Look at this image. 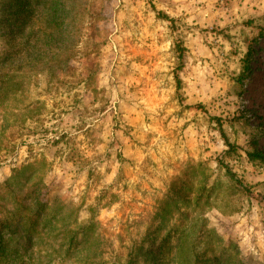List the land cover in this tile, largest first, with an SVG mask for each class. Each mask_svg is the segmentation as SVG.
<instances>
[{
    "label": "rangeland",
    "instance_id": "1",
    "mask_svg": "<svg viewBox=\"0 0 264 264\" xmlns=\"http://www.w3.org/2000/svg\"><path fill=\"white\" fill-rule=\"evenodd\" d=\"M72 1L76 48L59 80L0 69V87L16 77L0 203L71 207L102 264L158 227L205 264H264V163L248 158L252 138L264 155V39L243 74L264 0ZM12 49L2 31L0 60Z\"/></svg>",
    "mask_w": 264,
    "mask_h": 264
},
{
    "label": "trees",
    "instance_id": "2",
    "mask_svg": "<svg viewBox=\"0 0 264 264\" xmlns=\"http://www.w3.org/2000/svg\"><path fill=\"white\" fill-rule=\"evenodd\" d=\"M72 5V0H0V33H5L7 44L13 48L0 60L3 77L7 71L20 72L28 68L36 77L46 73L50 79L59 80L63 68L69 67L76 48L71 41L74 29ZM262 39L264 31L251 41L243 62L244 75L249 72V63L256 55L252 45H258ZM183 50L181 47L180 53ZM15 78L9 77L0 87V148L3 147L0 153L3 155L10 152L5 140L10 144L13 141L5 104L9 94L16 97L15 87L11 85ZM16 89L18 94L24 92L20 82ZM23 108L18 112L30 109L29 105ZM24 123L18 124L19 131L24 128ZM250 145L253 152L248 154L249 160L264 163L258 138H252ZM9 183L3 184L2 191L9 189ZM175 186L181 187L174 189L177 193H183L185 187L189 189V184L181 180H176ZM34 196L33 199L31 196V199H14L11 208L0 203V211L9 208L6 219L0 220V264H102L105 252L100 248V239L93 238L94 241L89 242L90 237L86 233L89 227L77 225L72 208L59 204L53 209ZM171 231L159 227L157 230L147 229L140 241L126 248L127 253L119 258L117 264H205L196 252L194 241L190 244L177 241L174 245V233ZM225 262L242 264L232 258ZM206 264H221V261L215 258L213 263Z\"/></svg>",
    "mask_w": 264,
    "mask_h": 264
}]
</instances>
